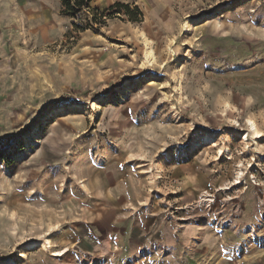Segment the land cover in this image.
<instances>
[{"label":"rangeland","instance_id":"1","mask_svg":"<svg viewBox=\"0 0 264 264\" xmlns=\"http://www.w3.org/2000/svg\"><path fill=\"white\" fill-rule=\"evenodd\" d=\"M12 9L0 264H264V0H157L81 33L85 12L38 32Z\"/></svg>","mask_w":264,"mask_h":264},{"label":"trees","instance_id":"2","mask_svg":"<svg viewBox=\"0 0 264 264\" xmlns=\"http://www.w3.org/2000/svg\"><path fill=\"white\" fill-rule=\"evenodd\" d=\"M60 14L69 18H76L85 12L82 21H72V31L81 33L86 29L98 31L105 25L106 19L112 18L115 14H124L132 22H141L143 13L137 5L130 6L124 2H114L107 8L99 9L91 6L92 0H59Z\"/></svg>","mask_w":264,"mask_h":264},{"label":"crops","instance_id":"3","mask_svg":"<svg viewBox=\"0 0 264 264\" xmlns=\"http://www.w3.org/2000/svg\"><path fill=\"white\" fill-rule=\"evenodd\" d=\"M115 1H127V0H92L91 5L99 3L101 5H109ZM134 4L138 5L142 10L148 9L153 1L157 0H132ZM17 4L19 8L24 11L23 16H26L30 25L38 24L41 28L36 31H42V26H45V21H51V17H56V12L60 15V1L59 0H2L0 3V15L6 16L14 14L13 6ZM6 5V6H5ZM11 10H8V9Z\"/></svg>","mask_w":264,"mask_h":264},{"label":"bare ground","instance_id":"4","mask_svg":"<svg viewBox=\"0 0 264 264\" xmlns=\"http://www.w3.org/2000/svg\"><path fill=\"white\" fill-rule=\"evenodd\" d=\"M184 28L187 30V24H185V27ZM145 56H146V59H147L148 64L149 65L153 64V62L155 61V55H154L153 50H152V48L150 46H148L146 48V50H145ZM248 124H249V127H250L251 135H253L254 137H260L262 135L261 131L257 128V126H256V124H255L254 121L248 120ZM36 129H38V128H36ZM242 135L243 134H241L240 136H242ZM211 136H212L211 133L206 134L204 136V140L206 142L207 141H211V139H212ZM242 138L244 140H247V135H243ZM221 152H222V150H221V148H219L218 153H221ZM45 242L43 243V249H45L46 247H49L50 248L49 240H46ZM33 245H34V243H30L29 246H28V248L31 247V246H33ZM53 254L59 256V255L64 254V251L57 250V251H54ZM22 256H24V255H22ZM5 264H7V263H5Z\"/></svg>","mask_w":264,"mask_h":264}]
</instances>
